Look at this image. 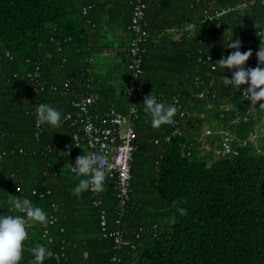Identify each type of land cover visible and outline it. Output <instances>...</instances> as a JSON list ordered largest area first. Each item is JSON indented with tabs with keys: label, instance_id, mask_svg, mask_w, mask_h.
<instances>
[{
	"label": "trees",
	"instance_id": "trees-1",
	"mask_svg": "<svg viewBox=\"0 0 264 264\" xmlns=\"http://www.w3.org/2000/svg\"><path fill=\"white\" fill-rule=\"evenodd\" d=\"M124 1L128 44L121 54V40L94 27L92 18L96 10L107 12L108 23L118 24L115 36L121 38V0H0V215H23L12 201L26 197L48 218L47 223L25 225L28 235L19 264H30L36 244L53 252L43 264H113V240L102 237L103 209L108 232L120 230L129 242L118 252L116 264H264V153L259 151L264 149V101L251 105L242 91L225 83L234 69L216 65L236 50L227 46L233 38L241 41V52L257 53L264 36V0L252 5L253 0H190V15L176 14L177 41L168 28L153 30L161 9L156 13L155 0H146L149 39L134 94L139 109L134 206L119 217L110 184L99 191L102 207H95L90 191L73 194L79 176L63 167L57 150L72 145L74 128L63 123L72 109L70 98L51 90L38 96L29 74L40 66L42 80L60 87L68 80L84 87L89 78L97 112L126 114L131 103L128 26L133 6L131 0ZM245 2L249 6L241 11ZM205 10L222 14L213 23L205 21ZM186 23L194 28L185 31ZM111 50L116 52L107 70L97 71L104 59L100 55ZM258 65L264 67L249 58L243 67ZM150 94L176 106L173 123L151 126L143 104ZM37 103L56 108L62 119L58 127L41 124V135ZM176 128L181 134L168 140ZM226 131L233 136L231 152L218 155L215 150L224 151V139L202 137ZM258 132V139L251 141Z\"/></svg>",
	"mask_w": 264,
	"mask_h": 264
},
{
	"label": "built area",
	"instance_id": "built-area-1",
	"mask_svg": "<svg viewBox=\"0 0 264 264\" xmlns=\"http://www.w3.org/2000/svg\"><path fill=\"white\" fill-rule=\"evenodd\" d=\"M254 3V0L250 2V5ZM133 6V16L128 26V30L131 33V43L128 47V72L131 78V87L129 89V95L131 99L129 110L126 114H122L115 109H107L105 111L97 112V98L91 93L93 80L87 79L84 87L79 85H73V81L68 80L63 87L58 85H49L45 80H42L40 74V66H36L33 73L29 74V77L33 82V92L40 96L46 93L48 90L54 93H61L67 100L70 109L64 114L63 123H71L74 128L72 135V145L66 144L57 147L60 156H63L62 165L70 171L71 174L77 175L72 171V167L75 166L76 158L80 155L87 154L95 157H103V160L98 161L100 167L105 170L106 178L104 186L110 184L113 196L117 202L118 216L123 217L126 210L131 209L134 204L131 201L132 195V164L134 162V153L136 151V139L137 133L135 129V122L139 118V109L136 105V99L134 94L139 91L137 85V79L143 74V54L145 52L144 45L149 39V32L147 31L146 22V0H131ZM249 6L248 2L240 5V10L243 11ZM93 7L83 9L82 15L87 16L89 11ZM205 21L216 22L222 13L211 14L205 10ZM264 40V36L262 37ZM260 46V45H259ZM259 46L257 45L258 49ZM258 51V50H257ZM211 58L208 57V60ZM258 60L257 55L253 54L250 57V62H256ZM247 84L242 89H246ZM203 93L199 94V97H203ZM37 102V101H36ZM178 103V101H176ZM38 104V103H37ZM1 109V108H0ZM89 125L91 127H89ZM264 127V124L262 125ZM39 130L38 134H43L44 130L41 125H37ZM180 129L176 128L170 140L173 137L180 135ZM224 151H217V154H224L231 152V143L233 136L230 131L224 133ZM259 132L251 137V141L258 139ZM51 151V146H48L46 150ZM56 150V148H54ZM259 151L264 153V149ZM72 166V167H71ZM93 193V204L95 207H102L104 199L102 194L95 191ZM56 220H51L50 224H53ZM120 220L116 222L119 224ZM101 225H102V237L110 238L113 240L114 250L116 254L112 258V263L116 264L120 262L118 252L122 250L124 246H127L129 242L124 238L123 233L120 230H114L108 232L107 228V212L105 209L101 211ZM26 227V226H25ZM49 230H44L43 236L49 237Z\"/></svg>",
	"mask_w": 264,
	"mask_h": 264
},
{
	"label": "clouds",
	"instance_id": "clouds-1",
	"mask_svg": "<svg viewBox=\"0 0 264 264\" xmlns=\"http://www.w3.org/2000/svg\"><path fill=\"white\" fill-rule=\"evenodd\" d=\"M193 28L192 23L184 25L185 31H191ZM240 44L241 41L234 38L228 42L227 46L236 50L229 53L226 58H221L216 65L225 69H234L231 78L224 77L225 83L231 85L236 92L242 91L243 99L249 100L251 105L255 106L257 102L264 101V67L258 65L255 68L245 69L243 66L252 55V51L249 49L241 52ZM256 55L259 64H264V40H261ZM245 84L248 87L241 89V86ZM143 104L144 111L151 118L153 128L174 122L173 118L177 112L174 104L159 102L151 94L145 97ZM260 107L264 108V103ZM35 121L37 125L58 127L62 122L61 112L47 103H39L35 108ZM100 160H103L102 156L95 157L84 153L76 158L75 166H71L72 171L79 176L78 183L72 189L74 195L79 197L84 191L103 190L106 174L99 165ZM12 207L23 215H0V264H19L22 258L23 242L28 235L25 227L28 222L40 224L48 222L46 212L26 197H15ZM31 254L30 264H43L46 258L53 255V252L43 244H36L31 248Z\"/></svg>",
	"mask_w": 264,
	"mask_h": 264
},
{
	"label": "crops",
	"instance_id": "crops-1",
	"mask_svg": "<svg viewBox=\"0 0 264 264\" xmlns=\"http://www.w3.org/2000/svg\"><path fill=\"white\" fill-rule=\"evenodd\" d=\"M124 2H125L124 0H121V38H117L115 36V35L117 36L119 35V33L116 32V28H115L118 24L115 22H110V24L108 23L109 15L107 12L100 9V10L94 11L92 15V18L96 20V22H94L95 23L94 27H102L104 31H110L113 34V36H110L109 34H107L109 37H113L117 41L121 40V54L124 53V51L125 52L127 51L126 47L128 44V38L126 37V33L124 32V28H125L124 25L126 24L128 11L123 9ZM190 5H191L190 0H167V1L155 0L154 7L156 8V13H157V9L160 8L161 14H158L159 15L158 17L156 16L157 22L152 23L153 30L156 32H160L162 28H168L169 34H172V36L174 37L173 40L177 41L179 39L178 38L179 35L176 32V27H177L176 23L178 22L179 18L176 17V14L181 12V14L183 15H186V16L190 15ZM109 7H112V6L110 5ZM117 41H115V43L113 44V47H116V48L119 47ZM115 52H116L115 50L105 51L102 55H100V57L104 59L99 61V64L96 67L97 71L101 72V71H105V69L107 70L106 68L107 63L111 59V57H113ZM155 65L158 68L160 66L159 63H156ZM210 138L212 140L221 142L225 138V136L223 133H214V134H205V135L203 134L202 139L206 140ZM207 149L210 150L211 147H207ZM216 151L218 150H215V152Z\"/></svg>",
	"mask_w": 264,
	"mask_h": 264
}]
</instances>
